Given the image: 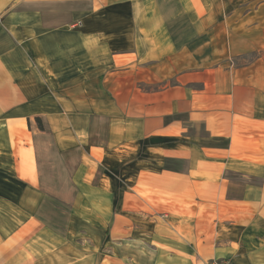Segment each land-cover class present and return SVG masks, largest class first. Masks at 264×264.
I'll use <instances>...</instances> for the list:
<instances>
[{
  "label": "crops",
  "instance_id": "1",
  "mask_svg": "<svg viewBox=\"0 0 264 264\" xmlns=\"http://www.w3.org/2000/svg\"><path fill=\"white\" fill-rule=\"evenodd\" d=\"M264 264V0H0V264Z\"/></svg>",
  "mask_w": 264,
  "mask_h": 264
},
{
  "label": "rangeland",
  "instance_id": "2",
  "mask_svg": "<svg viewBox=\"0 0 264 264\" xmlns=\"http://www.w3.org/2000/svg\"><path fill=\"white\" fill-rule=\"evenodd\" d=\"M216 261H218V260H216ZM213 262H215V261H213ZM213 262H210V263H208V264H212ZM218 262H221V263L224 262V263L232 264L231 261H226V260H225V261H218Z\"/></svg>",
  "mask_w": 264,
  "mask_h": 264
},
{
  "label": "built area",
  "instance_id": "3",
  "mask_svg": "<svg viewBox=\"0 0 264 264\" xmlns=\"http://www.w3.org/2000/svg\"><path fill=\"white\" fill-rule=\"evenodd\" d=\"M212 264H228V263H224V262L221 263V262L215 261Z\"/></svg>",
  "mask_w": 264,
  "mask_h": 264
}]
</instances>
